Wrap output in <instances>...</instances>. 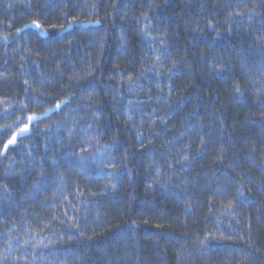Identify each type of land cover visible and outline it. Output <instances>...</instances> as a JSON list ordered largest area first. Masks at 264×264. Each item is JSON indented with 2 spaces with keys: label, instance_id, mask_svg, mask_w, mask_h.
<instances>
[{
  "label": "trees",
  "instance_id": "1",
  "mask_svg": "<svg viewBox=\"0 0 264 264\" xmlns=\"http://www.w3.org/2000/svg\"><path fill=\"white\" fill-rule=\"evenodd\" d=\"M262 30L264 0H0V149L69 101L0 155L6 264H264Z\"/></svg>",
  "mask_w": 264,
  "mask_h": 264
},
{
  "label": "snow or ice",
  "instance_id": "2",
  "mask_svg": "<svg viewBox=\"0 0 264 264\" xmlns=\"http://www.w3.org/2000/svg\"><path fill=\"white\" fill-rule=\"evenodd\" d=\"M11 7V5H9V8ZM27 8L30 9V4L26 6ZM146 19H148V17H145ZM251 19V16L249 17ZM75 22V21H74ZM96 23H99L98 21H96ZM72 25L69 24L68 27H71ZM29 27H35V28H41V25L39 23H37V21L33 20L31 21L30 24H25L23 26L24 29H28ZM64 30V29H62ZM17 31H21V30H17ZM264 31V30H262ZM7 37H4V41L7 42ZM166 54V53H165ZM159 59V58H157ZM153 67H155V65H153ZM119 75V73H117ZM25 83H27V81H25ZM94 91V88L92 89ZM237 91H239V89H236ZM82 92H87L89 91L88 88H84L81 90ZM32 100L36 101L37 103H40V101L38 100L37 97L33 96L31 97ZM54 103V108H49L46 112L41 113L40 115H28L27 116V122L23 124L22 127H20L18 129V131L13 132L12 135L10 136V138L7 140V142L3 145V148L0 149V155L6 153L8 151V147L9 145H15L17 142V137L20 138H26L27 135L30 134V129H29V125L32 124L33 121H39L41 116L47 117L49 112H54V111H58L61 109L62 106L67 107L69 104V101L66 100H61L60 102H53ZM131 103V101H130ZM125 111L128 114V119L132 120V113L130 111H128L127 109H125ZM4 113H5V119L8 118L9 115H12V113H8L7 109H4ZM72 127V125H67L66 128H70ZM96 139V137L94 136H89L87 137V140L85 143L80 145L81 151L83 152L85 149L89 148L91 146L90 141ZM107 147V146H106ZM102 155V154H101ZM97 156V153L92 154V158L95 159ZM65 159H74L76 158V152L72 151L69 152L68 154L65 155L64 157ZM81 161H83L84 157L81 156L80 157ZM53 165H56V161L52 160L51 161ZM112 161L109 160V163H111ZM114 166V164H113ZM80 167L84 170L85 174H88V172L90 171V166L86 167L83 163H81ZM107 165H102V167L100 169H97V171H101L104 168H106ZM159 170V169H157ZM107 175H111V173H108ZM61 183H63V181H61ZM114 187V186H112ZM229 207H231V205H229ZM66 215V213H65ZM53 219H55V217H53ZM27 235H28V239L24 240L22 242V247H27L30 243H35L38 246H43L44 248H47L48 245L44 243L43 239L40 238L39 236L33 235L31 230L27 231ZM17 244H21L20 241H16ZM15 251V248L13 247V240L12 239H8L7 240V248L4 249V254H0V264H6V260H7V256H11L12 253ZM65 253L63 252H57V251H51L49 253V256H57V255H64ZM245 254L247 255V252H245ZM33 259H35V254L33 253Z\"/></svg>",
  "mask_w": 264,
  "mask_h": 264
},
{
  "label": "bare ground",
  "instance_id": "3",
  "mask_svg": "<svg viewBox=\"0 0 264 264\" xmlns=\"http://www.w3.org/2000/svg\"><path fill=\"white\" fill-rule=\"evenodd\" d=\"M154 88V87H153ZM211 179H213V178H211ZM222 218V217H221Z\"/></svg>",
  "mask_w": 264,
  "mask_h": 264
}]
</instances>
